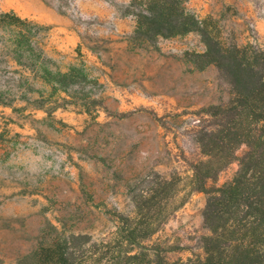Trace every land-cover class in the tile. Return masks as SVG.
Listing matches in <instances>:
<instances>
[{"label": "rangeland", "instance_id": "rangeland-1", "mask_svg": "<svg viewBox=\"0 0 264 264\" xmlns=\"http://www.w3.org/2000/svg\"><path fill=\"white\" fill-rule=\"evenodd\" d=\"M129 1L0 0V12L14 10L35 25L31 35L51 68L83 69L92 91L86 107L54 92L17 63L15 33L0 28V94L12 102L0 105V264L52 241V226L91 235L97 263L106 264L127 248L125 225L113 215L135 216L128 183L151 171L177 180L179 191L148 244L162 245L173 260L201 251L206 195L191 191L190 162L202 158L193 112L225 94L216 68L192 61L206 49L197 33L135 41L136 21L122 11ZM186 6L226 44L264 46V0Z\"/></svg>", "mask_w": 264, "mask_h": 264}, {"label": "trees", "instance_id": "trees-1", "mask_svg": "<svg viewBox=\"0 0 264 264\" xmlns=\"http://www.w3.org/2000/svg\"><path fill=\"white\" fill-rule=\"evenodd\" d=\"M186 3L130 0L122 11L134 17L133 39L142 44L197 33L206 49L194 55L193 63L217 70L225 96L193 112L191 129L202 154L190 162L191 191L206 195L207 234L201 237V251L185 260H173L162 245L148 244L171 213L168 203L179 191L177 180L151 171L128 183L135 216L113 215L125 225L119 233L125 235L127 248L106 264H264V46L226 44ZM33 26L14 10L0 12V28L15 33L11 53L17 63L37 71L54 92L72 95L86 107L92 95L86 90L91 84L88 75L77 66L67 71L51 68L35 45ZM11 104L0 94V105ZM234 163L237 170L220 184V175ZM52 227L56 231L52 241L40 243L16 264H99L95 259L99 245L91 235Z\"/></svg>", "mask_w": 264, "mask_h": 264}]
</instances>
